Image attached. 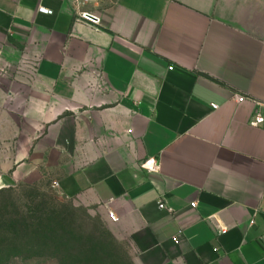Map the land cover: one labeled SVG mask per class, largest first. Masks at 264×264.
Masks as SVG:
<instances>
[{
  "label": "crops",
  "instance_id": "1",
  "mask_svg": "<svg viewBox=\"0 0 264 264\" xmlns=\"http://www.w3.org/2000/svg\"><path fill=\"white\" fill-rule=\"evenodd\" d=\"M0 62L15 174L112 212L136 264H264V0H0Z\"/></svg>",
  "mask_w": 264,
  "mask_h": 264
},
{
  "label": "rangeland",
  "instance_id": "2",
  "mask_svg": "<svg viewBox=\"0 0 264 264\" xmlns=\"http://www.w3.org/2000/svg\"><path fill=\"white\" fill-rule=\"evenodd\" d=\"M14 70L0 62V89L5 87L3 75ZM16 128L0 126V137L3 132L7 138L18 137ZM14 160L0 155V176L6 173L17 182L10 193H0V264H136L128 240L116 230L109 213L107 216L96 205L67 199L51 187L48 178L30 168H24L26 175L20 177L9 164ZM23 220L29 224L23 226ZM58 224L74 239V244H58ZM14 228L17 233L10 243L12 236L7 235V229ZM34 231L39 234L26 242ZM95 241L102 243L99 252L92 247Z\"/></svg>",
  "mask_w": 264,
  "mask_h": 264
},
{
  "label": "built area",
  "instance_id": "3",
  "mask_svg": "<svg viewBox=\"0 0 264 264\" xmlns=\"http://www.w3.org/2000/svg\"><path fill=\"white\" fill-rule=\"evenodd\" d=\"M41 10H42V12H48V11H46L44 9H41ZM82 18L84 20H86V21H89V22L93 23V24H97L98 23L97 17L92 16V15L87 14V13H84L82 15ZM233 100L235 102H237V103H244V102L248 101L249 99L246 98V97H244V96H241V95H234ZM260 106H264V105L259 104V107ZM211 107H212L213 110H217L218 109V106L217 105H211ZM256 112L257 113H256V117H255V124L256 125H262V124H264V118L260 115V113L258 112V110H256ZM142 167L144 169H146L147 171H149V172H156V171H158V165L155 163L154 160H148V161H146L142 165ZM109 216H110V218L113 221H116V218H115V216H114V214L112 212H109Z\"/></svg>",
  "mask_w": 264,
  "mask_h": 264
},
{
  "label": "trees",
  "instance_id": "4",
  "mask_svg": "<svg viewBox=\"0 0 264 264\" xmlns=\"http://www.w3.org/2000/svg\"><path fill=\"white\" fill-rule=\"evenodd\" d=\"M11 191H12L11 188H1L0 189V193H10ZM27 224H29V223L27 221L23 220V226H25ZM45 228L48 230L47 226H45ZM41 229H43V227H41ZM58 229L60 230V234L58 235V244L61 243L62 247L66 246V244H68V243H70V245L74 244V242H75L74 239L71 238V236L70 237L68 236L65 228L61 224H58ZM16 233H17L16 228L11 229V230L7 229V235L12 236L11 239H9L11 241L10 243H12L15 240L14 236L16 235ZM38 234H39V232L34 231L32 234L33 236L26 238L25 241L30 243V239L32 237H36V235H38ZM40 234H43V233H40ZM85 244H86V241H85ZM101 245H102V243L99 241L92 242V247L96 252L100 251V248L102 247ZM83 246H85V245H83Z\"/></svg>",
  "mask_w": 264,
  "mask_h": 264
}]
</instances>
